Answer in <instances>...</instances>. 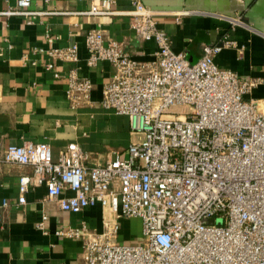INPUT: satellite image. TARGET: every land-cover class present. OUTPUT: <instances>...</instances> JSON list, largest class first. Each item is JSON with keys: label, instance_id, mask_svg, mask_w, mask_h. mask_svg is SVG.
Returning <instances> with one entry per match:
<instances>
[{"label": "built area", "instance_id": "2783aa9c", "mask_svg": "<svg viewBox=\"0 0 264 264\" xmlns=\"http://www.w3.org/2000/svg\"><path fill=\"white\" fill-rule=\"evenodd\" d=\"M86 1L81 12L128 14L137 38L155 44L152 57L138 61L100 28L84 34L86 63L105 59L114 68L99 105L125 115L133 136L123 153L98 163H88L75 141L53 157L46 141L4 144L0 138V161L31 168L30 176H18L16 201H24L29 184L42 183L60 209L99 204L105 213L100 232L84 225L59 230L81 240L86 264H264V112L244 98L253 82L213 61L222 47L240 53L241 46L224 36L202 43L201 54L189 60L170 47L156 24L160 11L143 0H129L127 10L103 7L114 0ZM29 3L13 0L0 14L37 13ZM227 19L243 23L237 14ZM76 48H49L44 66L75 60ZM90 88L88 78L68 69L71 104L88 103ZM63 190L70 193L60 195ZM7 204L0 199V223ZM130 217L139 219V239L118 240L119 219Z\"/></svg>", "mask_w": 264, "mask_h": 264}, {"label": "crops", "instance_id": "0c3cea01", "mask_svg": "<svg viewBox=\"0 0 264 264\" xmlns=\"http://www.w3.org/2000/svg\"><path fill=\"white\" fill-rule=\"evenodd\" d=\"M13 0H0V10ZM159 10L156 24L167 34L170 47L189 60L201 54L202 43H217L226 36L234 47H222L213 56L221 67L253 85L244 98L264 112V0H143ZM110 10L131 8L129 0L103 2ZM86 0H30L27 7L37 11L29 15L0 14V138L4 144L22 141H46L55 157L68 141H75L86 152L88 163L102 162L113 153H123L133 136L125 128L127 118L99 105L101 86L114 72L105 59L94 64L85 61L84 34L100 28L105 37L118 41L134 59L152 57L155 44L139 39L134 20L125 13L87 14ZM182 7L189 13L174 15ZM239 15L241 24L231 25L227 18ZM45 34L50 37L47 40ZM76 44L75 60H54L52 68L46 50ZM40 49V50H39ZM91 82L88 103L71 104L65 95L68 69ZM57 75L54 76L53 72ZM125 118L118 120V116ZM128 126V125H127ZM31 174L28 165L0 161V199L8 204L2 209L0 223V264H86L79 238L59 232L66 226L84 225L94 233L102 230L99 204L78 212L60 209L54 198L45 196V187L29 184L24 201H16L18 176ZM70 193L61 191L60 195ZM44 216V217H43ZM40 222V224H39ZM138 226L136 217L120 218L118 240Z\"/></svg>", "mask_w": 264, "mask_h": 264}, {"label": "rangeland", "instance_id": "374dc122", "mask_svg": "<svg viewBox=\"0 0 264 264\" xmlns=\"http://www.w3.org/2000/svg\"><path fill=\"white\" fill-rule=\"evenodd\" d=\"M116 116H118L117 118L119 121L121 120V118H125V116H123V115H116ZM124 126L126 129H128L127 122H126V124L124 123ZM129 227H131V230L128 232V234H127V232H124L123 236H128L129 240H138L139 239V233L137 230L138 226L135 224H131V226H129Z\"/></svg>", "mask_w": 264, "mask_h": 264}]
</instances>
